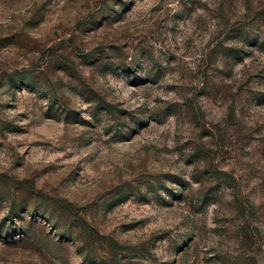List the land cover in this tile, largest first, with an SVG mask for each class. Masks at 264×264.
Segmentation results:
<instances>
[{"label": "rangeland", "instance_id": "374dc122", "mask_svg": "<svg viewBox=\"0 0 264 264\" xmlns=\"http://www.w3.org/2000/svg\"><path fill=\"white\" fill-rule=\"evenodd\" d=\"M0 264H264V0H0Z\"/></svg>", "mask_w": 264, "mask_h": 264}]
</instances>
